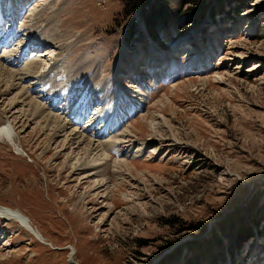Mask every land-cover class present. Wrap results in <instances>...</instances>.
<instances>
[{"label":"rangeland","instance_id":"1","mask_svg":"<svg viewBox=\"0 0 264 264\" xmlns=\"http://www.w3.org/2000/svg\"><path fill=\"white\" fill-rule=\"evenodd\" d=\"M8 3L0 0L3 18ZM33 5L35 29L45 33L43 13L56 10L52 27L67 37L34 55L21 46L13 58L20 49L26 55L14 61L2 50L21 39L18 28L28 37L25 11ZM12 7L20 18L11 27L5 19L0 63L22 75L26 60L44 55L0 98V125L9 118L5 102L19 98L13 119L21 137L19 152L0 142V205L19 210L44 241L0 217V264H264V0H14ZM80 57L99 61L103 89L118 88L119 110L131 109L106 162L90 169L107 188H89V172L70 168L54 145L46 151L38 119L18 104L29 95L59 114L78 101L93 74L76 66ZM92 108L81 126L96 116Z\"/></svg>","mask_w":264,"mask_h":264},{"label":"bare ground","instance_id":"2","mask_svg":"<svg viewBox=\"0 0 264 264\" xmlns=\"http://www.w3.org/2000/svg\"><path fill=\"white\" fill-rule=\"evenodd\" d=\"M13 2H14V0H9V3H8L9 8L7 9V13L9 15L4 14V18L2 16H0V46H6L7 47L6 38H9V36H10L9 33L6 34V31H4L3 25L5 24V19L8 18V20H9L8 24H10V22H12L11 24H14V22L19 17L18 15H16V13H17L16 11H18L20 8L25 6V4L23 2L22 3L23 5H19V9L17 8L18 9L17 10L16 7H12ZM27 3H28V1H27ZM1 4H2V2H1ZM13 9L15 10L16 13L14 11H12ZM33 10H34V5L31 8L28 7L27 12L25 11V13H27L25 17H27V20L30 21V23H28V25H30V28L32 29L31 31H29L30 34H28V37L27 38L24 37L25 34L27 35V32L25 30L18 28L16 30V33L19 34V37L21 39H19L17 43L14 42L15 44L11 50H2L3 51L2 55L4 54V56H7L14 61H17V60L19 61L22 58H24V56L26 55V50H23L26 48L25 47L26 45H27V48L29 49V50H27V52H30L32 50V48H30V45H31V47H33V50L31 51L32 52L31 55H34V54H37L38 51H43V49L45 50V48L47 47L46 45L55 44V40L57 38H61L62 36L67 37L66 32L57 31V29L54 28V27H57V25H58L56 22L53 23L54 18L57 14L56 10H53V11L49 10L50 12H52V14H51V16L47 15V17H45L46 13L45 14L43 13V17L45 18V20H47L46 21L47 25H45V31H46L45 33L42 32L40 27L35 29L36 28L35 24L36 25H38V24H37V21L35 19V16L32 14ZM50 12H48V14ZM43 17H41V18L43 19ZM11 24H10V27L12 26ZM39 25H40V22H39ZM52 25L54 27H52ZM23 29H24V27H23ZM23 40H25V42H23ZM9 44H10V41H9L8 45ZM21 46H24L23 49H20V51H18L21 53L18 56L16 55L17 58L14 59L13 56L15 54H12L13 51L15 53V50L19 49ZM191 46H192V44H191ZM42 54L44 55V53H42ZM42 54L40 56H35L33 58V59H35L34 61L32 59H31V61L26 60V62L27 61H29V62H27V63L25 62L26 63L25 66H27V68L23 65L25 67L24 69L26 70V71L24 70L25 72H23V74H22V75H24L23 77L19 72H15L13 70L15 68L11 69L8 66L2 65L0 63V83L3 86H5L3 92L0 91V98L6 97L5 95H9V94H6V92L10 93L11 90H15L17 85L20 84L21 80L25 79V77H28V75H29L28 72L30 73V70L32 71L34 66L37 67V65L41 62L39 60H40V57L42 56ZM1 56H0V60H2ZM121 60H122V56L119 53V55L117 56L116 61H115L116 65L112 69V72L116 76H117L116 73H118L117 71H119V69H120L119 63ZM3 61H4V59H3ZM35 61H36V63H35ZM37 61H39V62H37ZM85 64H87V66H85ZM13 65H12V67H13ZM31 65L33 66L32 69H30ZM76 66H79L80 70L83 68H86V67L88 68V66H89L93 69V74L89 76V83H88V86H86L85 90L83 92L80 91V92H82V95L80 94L77 96V98H79L78 101H76L72 105H69V104H71V102H70L69 104H63V107L60 106L61 112H59V114H56L53 112L54 107L50 106L51 108L47 109L46 107H44V105L39 100H37L33 97H30L29 95L25 96L29 100L26 102V104L22 105L20 101L18 102V104L21 105V107L27 106L28 110L24 109L27 112L25 115L26 117L32 116L34 119H38L37 121L35 120V124L38 127L40 126V128L42 130L41 131L42 134H45L47 136V146L45 148L46 151L51 147V145H54V147L57 149L56 153L61 154L63 151L64 156H65V160L69 163L70 168H72L74 170H82V171L84 170V172H89V174L85 173V177H84L88 180H91V182H90L91 185L89 188H94V189L97 188L98 189V188L104 187V186L107 188V184H108L107 178H105V179L100 178V176H101L100 173L95 175V173H92L90 169L93 168V170H94L96 168H99L100 163L103 161L106 162V160H107L106 158L110 156V153L109 152L107 153V151L109 150L108 149V143H110V140L114 138L113 132L117 129V126L120 125V122L122 121V117L124 115H125L124 117H126L129 113L131 114L130 105L127 108V110H122V112H121L119 110L120 104H122V98L120 95V90L117 88L116 90H114V92L110 93L106 89H103V77H101L99 75L100 74L99 73V61H96V60L84 61L83 58L80 57L77 60ZM48 70L52 71V72L56 71L52 68H50ZM134 71H136V70H134ZM19 79H20V82H19ZM45 82H47V81H45ZM21 87L22 86L20 85V88ZM47 87H49V86L47 85L46 88ZM24 89H25V86H23V90ZM56 89H57V87H56ZM98 89H99V91H98ZM23 90H21V91H23ZM65 90H63L62 93H64ZM19 92H20V90H19ZM47 92H49V91H47ZM67 95H68V93H67ZM81 99H83V100H81ZM14 100L17 101L16 97H13V100H8L9 102L8 101L5 102V106L9 110V116H8L9 118L6 119L4 124L0 125V142L3 141V142H7V143L11 144V146H13L15 148V150L17 152H19L21 150V148L17 147L18 144L16 145V142L18 140H20L21 137L19 136L20 132H18V130H17L18 127L16 126V124H17L16 120L13 119V115L15 113L13 111V104H15ZM64 100H63V102H64ZM92 100H94V101H92ZM59 101H60V98L54 99L55 103L53 105L57 106ZM122 106H126V105H122ZM88 107H93V109H96V110H93L94 114L96 116L94 118L87 120L83 124V126H81L80 124H81V122H83V120L86 116V110L88 109ZM116 111H119V112L116 113ZM10 117H11V119H10ZM116 123H117V125H116ZM94 128H95V130L92 131V129H94ZM111 128H113V129H111ZM115 143L116 142H114L113 145ZM110 145H111V143H110ZM110 148H112V147H110ZM55 157H56V154H55ZM114 162H115V164L119 165V164H121L122 161L121 160H115ZM106 190L107 189H104L103 192L105 193ZM103 197H105V196H103ZM0 217L4 218L6 221L17 222L18 225L22 226L23 228H25L30 233L33 232L32 234L36 235L35 237H37V239L44 241V238H42L40 236V234L37 232V230H34L31 227L32 224L30 225L27 217L24 216L19 210L0 205ZM71 251L73 252V247L71 248ZM70 259L74 260L73 258H70Z\"/></svg>","mask_w":264,"mask_h":264},{"label":"trees","instance_id":"3","mask_svg":"<svg viewBox=\"0 0 264 264\" xmlns=\"http://www.w3.org/2000/svg\"><path fill=\"white\" fill-rule=\"evenodd\" d=\"M151 3H152V2H151ZM153 4H154V3H153ZM153 4H152V5H153ZM217 7H218V6H217ZM145 16H147V14H146ZM144 19H145L144 21H145V23H146L145 25H146L148 28L151 29V24H152L153 21H150V19H148V17H145ZM158 21H159V20L156 21L157 25H158ZM157 25H155V26H157ZM155 29H156V27L154 28V30H155ZM151 31H152V30H151ZM149 32H150V31H149ZM140 33H141V31H140ZM140 33H139V34H140ZM150 33H151V32H150ZM198 227H199V226H198ZM200 228H203V226H200ZM249 233H250V231H249ZM249 233H247V235H245L246 237L244 238V240H245L246 238H248ZM242 241H243V240H242ZM242 241H241V238H240L239 241H238V242H239V246H240V243H241ZM175 253H176V255H177V254L180 255V254H181V250H178V251H176ZM187 263H188V262H187Z\"/></svg>","mask_w":264,"mask_h":264}]
</instances>
